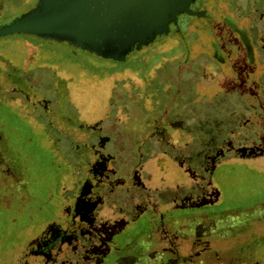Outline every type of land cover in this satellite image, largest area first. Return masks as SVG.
<instances>
[{
    "label": "rangeland",
    "instance_id": "1",
    "mask_svg": "<svg viewBox=\"0 0 264 264\" xmlns=\"http://www.w3.org/2000/svg\"><path fill=\"white\" fill-rule=\"evenodd\" d=\"M241 1L247 5L242 8L237 22L246 29L256 23L254 32L259 38L264 33V19L260 18L258 10L248 7L253 1ZM35 3V0H0V25L23 15ZM214 4L215 0H201L205 10L203 15L207 18L179 15V21H185L181 25L184 33L179 46L192 51L193 56L204 54L210 60H216L214 55L211 56V48L218 42L228 51V56L236 59L239 57L240 41L234 36L233 43L225 44L229 37L226 34L232 31L226 24L217 23ZM186 23L190 24L188 28ZM209 23H212L210 29ZM213 27L221 32L220 38L213 39L209 32ZM165 34L153 37L138 49L133 47L117 61L87 50L73 51L74 48L66 42L35 35L0 37V97H5L0 98V126L6 132L9 129L3 146L12 166L22 172L29 189L38 199L46 195L47 187L53 180L58 188L75 179L77 170L82 168V154L87 152V147L80 145L79 138L96 133L89 127L103 128L108 137L113 136L115 129H123V135L117 136V142L120 140L122 143L118 145L123 149L124 143L136 142L139 122L147 125L148 118L161 115V106L171 101L172 96L166 94L168 88H165L168 86L169 68L165 65L159 70L157 68L179 52L178 49L170 51L177 47V39ZM260 42L264 46V41ZM202 60V63L199 59L194 60L192 66L201 69L204 62L206 64L202 79L208 83H203V97H196L199 93L193 89L192 93H182L173 101L180 100L179 113L190 122L196 123L198 118H203L200 150L210 164L221 163L208 170L203 168L206 164L203 154L196 160L203 166V174H210L208 176L215 183L218 180V191L227 195V199L220 201L212 211L224 212L244 206L250 208L249 212L238 209L227 216H218V231L224 237L220 243L218 264H263L264 219L261 220L253 209L264 203V187L261 186L264 183V156L244 159L235 156L231 148L227 150V146L259 144L264 140V131L259 127V117L264 111V64L255 62L253 66L241 61L234 65V60L229 65L220 63L224 67L223 73L229 72L231 76L226 79L214 77L215 68L207 64L208 58L203 57ZM148 71L150 74L156 72L150 77ZM171 75L174 77V72L171 71ZM242 80L246 83L244 89L237 90V84ZM29 81L37 86L30 91L35 93L32 96L37 99V105L27 102L11 107L4 102L10 101L7 95L20 96L12 92L15 83L18 85L16 88L28 93ZM234 83L236 85H231ZM3 89L6 90L5 95ZM151 100L156 103L153 107L149 105ZM18 101L15 98L11 103ZM211 119L217 124L213 129ZM90 148L88 146V150ZM79 154L82 159H79ZM215 183L211 186L218 185ZM38 202L19 205L12 200L10 209L0 211V264L33 263L32 259L28 263L22 258L29 232L21 229L33 223L29 219V208ZM46 218V213L36 212L33 225L43 226Z\"/></svg>",
    "mask_w": 264,
    "mask_h": 264
},
{
    "label": "flooded vegetation",
    "instance_id": "2",
    "mask_svg": "<svg viewBox=\"0 0 264 264\" xmlns=\"http://www.w3.org/2000/svg\"><path fill=\"white\" fill-rule=\"evenodd\" d=\"M251 1L248 7L258 10L260 18L264 19V0ZM245 5L241 0H215L214 4L215 13L218 14L215 17L217 23L226 24L232 31L226 34L229 37L225 44L233 43L234 36L240 41L239 57L236 59L229 57L228 51L218 42L211 48V56L214 55L216 60H210L204 54L193 56L192 51L179 46L184 32L175 33L169 29L166 37L177 39V47L170 51L178 49L179 52L157 68L159 70L164 65L169 68V81L165 88H168L166 94L172 96L171 101L161 106V115L148 118L147 125L139 122L137 139H134L136 142H123V149L121 141L118 139L117 142V136L123 135V129H115L113 136L108 137L103 133V128L89 127L96 133L89 132V137L78 136L82 142L80 145L87 147V152L82 154L83 159L79 154L82 168L75 171L77 176L58 188L53 180L43 198L38 199L34 195L22 172L12 166L3 146L9 129L6 132L0 126V211L10 209L12 200H16L19 205H33L34 201L40 203L29 208V219L33 223L21 229L29 232L24 242L23 259L28 263L32 259L33 263L30 264H218L220 243L224 240L218 231V216H227L232 210L238 209L249 212L250 208L244 206L224 212L212 211L220 201L227 199V195L218 191V180L215 183L208 176L210 174H203V166L196 161L203 154L200 150L203 118H198L196 123L190 122L179 113L180 100L174 102L173 98L181 97L182 93H192L193 89L199 93L196 97H203V83H208L202 79L206 64L204 62L201 69L192 66L198 59L202 63L203 57L208 58L207 64L215 68L214 77L226 79L231 76L229 72L223 73L224 67L220 63L229 65L234 60V65L241 61L253 66L255 62L264 64V57H259L264 56V46L260 42L264 41V33L258 38L254 32L256 23L246 29L237 22ZM189 12L194 18L206 17L201 0H194ZM182 23L185 21L182 20ZM211 25L209 23V29ZM189 26L187 24V28ZM209 32L213 39L220 38L221 32L214 30V27ZM154 73H149V76L152 77ZM29 84L28 93L35 86L30 81ZM245 84L243 80L240 81L237 90L244 89ZM16 85L12 92L20 96L7 95L10 101L5 103L11 107L27 102L37 105V99L34 100L32 96L34 92L28 96ZM3 91L5 95L6 90ZM15 98L19 101L11 103ZM155 104V100L149 102L150 107ZM29 118L39 124L37 119ZM211 120L213 129L217 124ZM259 127L263 132L264 111L259 117ZM88 146L91 147L89 150ZM241 147H246V150L240 151ZM230 148L235 151V156L244 159L264 156V140L259 144L242 143L236 147L231 144L227 150ZM203 156L205 169L211 170L221 164H210V160ZM211 183L218 185L211 186ZM253 210L258 212L261 220L264 219V203ZM36 212L46 213L43 226L33 225Z\"/></svg>",
    "mask_w": 264,
    "mask_h": 264
},
{
    "label": "water",
    "instance_id": "3",
    "mask_svg": "<svg viewBox=\"0 0 264 264\" xmlns=\"http://www.w3.org/2000/svg\"><path fill=\"white\" fill-rule=\"evenodd\" d=\"M193 1L37 0L23 15L1 24L0 37L30 34L118 60L169 29L179 33V15H190Z\"/></svg>",
    "mask_w": 264,
    "mask_h": 264
},
{
    "label": "trees",
    "instance_id": "4",
    "mask_svg": "<svg viewBox=\"0 0 264 264\" xmlns=\"http://www.w3.org/2000/svg\"><path fill=\"white\" fill-rule=\"evenodd\" d=\"M72 48H74V47H72ZM72 54H76V53H73V52H72ZM113 60H115V59H113ZM115 61H117V60H115Z\"/></svg>",
    "mask_w": 264,
    "mask_h": 264
}]
</instances>
